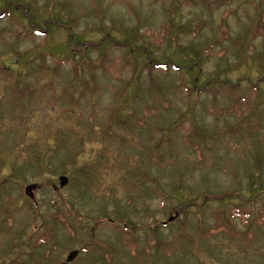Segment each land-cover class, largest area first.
<instances>
[{
	"label": "rangeland",
	"instance_id": "obj_1",
	"mask_svg": "<svg viewBox=\"0 0 264 264\" xmlns=\"http://www.w3.org/2000/svg\"><path fill=\"white\" fill-rule=\"evenodd\" d=\"M262 16L0 0V264H264Z\"/></svg>",
	"mask_w": 264,
	"mask_h": 264
},
{
	"label": "trees",
	"instance_id": "obj_2",
	"mask_svg": "<svg viewBox=\"0 0 264 264\" xmlns=\"http://www.w3.org/2000/svg\"><path fill=\"white\" fill-rule=\"evenodd\" d=\"M261 19H260V22H259V33H261L262 35H264V16H262V17H260ZM224 24V23H223ZM222 26V30H224V29H226V26L225 25H221ZM34 30V29H33ZM39 30H37V29H35L34 30V32H35V34L38 32ZM224 31H226V30H224ZM26 31H22V34L24 35V36H26ZM147 33H150L149 31H147ZM163 34L164 33H154V43H161V39H162V36H163ZM68 44V43H67ZM144 54H145V52H143ZM151 62H147V65L148 64H150ZM166 66H167V64H161V66L159 67V68H166ZM174 66L176 67V68H178V69H180V67H178L177 66V64H174ZM101 67V69H102V72H104L105 74H107V73H109V75H111V77H114L115 79H117V80H122L121 79V77H120V71H118L117 69H116V67L115 66H110V65H102V66H100ZM99 67V68H100ZM73 69H72V71H71V73L72 74H75V75H78V74H80V73H82L81 71H79V69H78V67H77V65H74V67H72ZM181 70V69H180ZM81 84H83V80H80V82H79V84L76 86V87H78V86H81ZM74 90V89H73ZM138 90V89H137ZM237 101L238 102H243V103H246V101H248V100H241L240 98H238L237 99ZM262 211H264V208L262 209ZM234 212H237V210L236 211H234ZM243 217V220H244V216H242Z\"/></svg>",
	"mask_w": 264,
	"mask_h": 264
},
{
	"label": "water",
	"instance_id": "obj_3",
	"mask_svg": "<svg viewBox=\"0 0 264 264\" xmlns=\"http://www.w3.org/2000/svg\"><path fill=\"white\" fill-rule=\"evenodd\" d=\"M58 183H59L60 187H64L68 183V180L66 177L61 176V177H59ZM35 187H36V185H31V186L26 187V189H25L26 195H28L30 198L32 197L31 191L34 190ZM75 254H76V252H71L70 254H68L66 262L67 263L71 262L75 258V256H76Z\"/></svg>",
	"mask_w": 264,
	"mask_h": 264
},
{
	"label": "flooded vegetation",
	"instance_id": "obj_4",
	"mask_svg": "<svg viewBox=\"0 0 264 264\" xmlns=\"http://www.w3.org/2000/svg\"><path fill=\"white\" fill-rule=\"evenodd\" d=\"M71 252H76V254H75V255H76L75 258H74L71 262L67 263V262H66V259H67V257H68V255H67L65 261H64V262H63V261L60 262V264H70V263H72V262H74V261L76 260L79 251H71ZM71 252H70V253H71ZM70 253H68V254H70Z\"/></svg>",
	"mask_w": 264,
	"mask_h": 264
}]
</instances>
